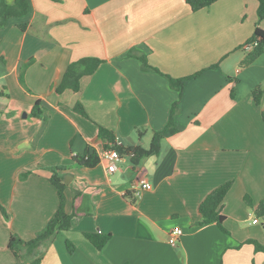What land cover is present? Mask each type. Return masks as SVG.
<instances>
[{
    "label": "crops",
    "instance_id": "crops-1",
    "mask_svg": "<svg viewBox=\"0 0 264 264\" xmlns=\"http://www.w3.org/2000/svg\"><path fill=\"white\" fill-rule=\"evenodd\" d=\"M257 5L217 0L192 12L183 0H28L25 16L0 27V264H264V253L245 243L264 241V219L253 214L264 198V53L241 67ZM141 57L153 70L142 69ZM82 58L102 63L79 95L56 94L67 66ZM198 73L180 94L170 87L169 79ZM36 102L49 112L46 124L31 115ZM76 102L87 119L71 111ZM175 103L177 132L163 137L159 154L135 167L122 156L109 173L98 127L125 148L148 149ZM87 148L99 163L77 167L73 156ZM57 167L68 168L71 227L35 256L22 247L16 260L10 236L33 239L57 208L49 183ZM229 181L226 233L214 223L198 227L201 201ZM175 229L182 235L170 246ZM85 233L110 239L98 251Z\"/></svg>",
    "mask_w": 264,
    "mask_h": 264
},
{
    "label": "trees",
    "instance_id": "trees-1",
    "mask_svg": "<svg viewBox=\"0 0 264 264\" xmlns=\"http://www.w3.org/2000/svg\"><path fill=\"white\" fill-rule=\"evenodd\" d=\"M183 1L189 6L192 12H197L210 7L217 0ZM256 1L258 4L256 9L257 24L255 25V29L251 38L243 46L244 50H246L247 52L241 62V67H247L251 65L264 53V30L258 27V23L264 20V0ZM27 9L28 0H14V4L12 6H8L5 3L1 2L0 27L5 26L8 20L11 18L25 16L27 14ZM250 46L251 48L247 50V48ZM138 60L141 62L143 70H153L151 67L148 66L145 57L138 58ZM101 63L102 61L97 58H82L70 63L67 66L61 81L54 87L55 93L61 95L64 91H70L74 95H79L83 89V84L85 80L94 74V72L97 70ZM198 75L199 73L185 79H169L170 87L178 91L180 94L182 92L183 83L186 80L197 78ZM251 95L255 105L259 106L263 95V92L260 87H256L251 92ZM230 96L231 98H233L234 89L230 91ZM176 105L177 103H175L172 107L170 115L171 117L166 128L161 132L153 133L148 149H143L138 146L125 148L117 144L112 132L104 128L98 127V136L103 141L104 150L112 149L117 151L120 156L128 157L133 167H135L143 158L158 155L160 152V143L163 137L166 134L172 135L177 132L173 122V116L175 115ZM40 107H42L41 104L39 102H36L31 111V115L46 124L49 120V112L47 109ZM70 109L75 114L87 119L83 107L79 102H76L72 107H70ZM261 118L264 122V109L261 110ZM72 160L77 167L93 168L99 163L100 157L95 151L91 150L90 148H87L82 155L73 156ZM67 170V167H57L52 169V174L49 178V183L56 190L58 205L51 218L47 221L45 227L41 231L36 233L33 239L27 242H23L16 236H10L7 246L16 260H19L21 257L20 249L22 247L25 248L26 252H28L32 256H35L38 247H40L44 242H46L53 234L57 232H65L70 229L74 215L67 214L65 211L64 190L66 189V185L64 184V178ZM23 177H25V175H22V178ZM232 185L233 182L231 181L222 184L221 186L211 191L201 201L198 206L199 221L196 222V225L198 227L214 223L222 232L226 233L223 228V222L225 220V217L222 214V210L224 207L223 202L225 196L231 189ZM125 197H130V193H127ZM243 200L247 206L252 207L251 200L248 197H244ZM0 211L3 215H5L4 208L1 205ZM253 214L255 216V219L257 220L264 219V198L260 200V202L255 208H253ZM84 238L93 248L98 251H101L104 246L108 243L110 235L100 233H85ZM245 243L252 245L256 253H264V241L262 243H259L255 240H247ZM65 246L69 254H72L74 252L75 247L69 241L65 242ZM39 263L40 260L36 259L31 264Z\"/></svg>",
    "mask_w": 264,
    "mask_h": 264
},
{
    "label": "built area",
    "instance_id": "built-area-1",
    "mask_svg": "<svg viewBox=\"0 0 264 264\" xmlns=\"http://www.w3.org/2000/svg\"><path fill=\"white\" fill-rule=\"evenodd\" d=\"M249 48H251V46L248 47L247 50ZM101 158L108 163L107 171L109 173H112V172H114L116 170V162L121 160L122 156H120L117 151L110 149V150H104L102 155H101ZM142 186L143 187H148V183L147 182H143ZM181 235H182V233H181V231L179 229L173 230L171 235H170V237H169V239H168V244L170 246H175L176 242H177V239Z\"/></svg>",
    "mask_w": 264,
    "mask_h": 264
},
{
    "label": "water",
    "instance_id": "water-1",
    "mask_svg": "<svg viewBox=\"0 0 264 264\" xmlns=\"http://www.w3.org/2000/svg\"><path fill=\"white\" fill-rule=\"evenodd\" d=\"M24 116H25V114H24ZM64 184H65V185H68V184H69V177H68V176H66V177L64 178Z\"/></svg>",
    "mask_w": 264,
    "mask_h": 264
},
{
    "label": "rangeland",
    "instance_id": "rangeland-1",
    "mask_svg": "<svg viewBox=\"0 0 264 264\" xmlns=\"http://www.w3.org/2000/svg\"><path fill=\"white\" fill-rule=\"evenodd\" d=\"M262 106L264 107V95H263V102H262ZM255 217V216H254Z\"/></svg>",
    "mask_w": 264,
    "mask_h": 264
}]
</instances>
